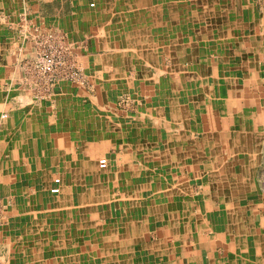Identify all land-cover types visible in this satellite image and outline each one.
<instances>
[{
	"label": "crops",
	"instance_id": "1",
	"mask_svg": "<svg viewBox=\"0 0 264 264\" xmlns=\"http://www.w3.org/2000/svg\"><path fill=\"white\" fill-rule=\"evenodd\" d=\"M69 1L66 13V0H0V72L16 56L18 33L9 22L25 17L76 45L92 86L0 89L8 115L0 133V201L9 204L0 227L2 260L158 264L151 261L158 254L163 264H210L207 253H222L228 238L242 236L227 226L219 230L225 241L216 229L200 241L202 230L192 222L197 198L179 181L181 171L191 177L251 171L252 146L264 143V101L243 86L253 65L230 52V42L244 35L235 32L231 3L97 0L90 9L84 0ZM80 42L86 45L77 48ZM242 92L245 101L237 98ZM120 94L134 105L127 119L110 113ZM99 156H106L107 170L98 167ZM55 178L60 192L51 194ZM169 220L188 229L174 235L164 226ZM242 247L231 246L225 264H264L254 255L246 259ZM257 248L264 251V243Z\"/></svg>",
	"mask_w": 264,
	"mask_h": 264
},
{
	"label": "rangeland",
	"instance_id": "2",
	"mask_svg": "<svg viewBox=\"0 0 264 264\" xmlns=\"http://www.w3.org/2000/svg\"><path fill=\"white\" fill-rule=\"evenodd\" d=\"M84 3L85 5L87 4L90 9H93L95 8L94 5H96L97 0H84ZM66 4L67 5L65 7V12L69 13L71 8L70 1L66 0ZM227 4H230L232 8L231 10L235 12V22H237L239 25V28H237L235 32H241V34L244 33V35L242 34L243 36H240L237 40H234L239 42H230V52L240 53L243 57L244 63L253 65L250 70V78L244 79L243 86H245V89H250V91H252L251 89H254L253 91H256L254 92V94L253 92H250V94L248 95L249 97L252 95L251 98L254 97L256 100L261 97L264 101V0H222L221 6H225ZM46 11L51 12V8H47ZM22 19L23 20H21L20 23H16L15 21L9 22L12 26L10 28L12 29V31L18 33L19 38L17 37L16 42L18 44L14 48L17 50L16 52L14 51L16 56L13 57V67L4 74L0 72V89H10L9 92L18 90L21 92L23 91L26 94L27 92L29 93L33 90L37 91L40 89H54V87L58 85L68 84L73 86L74 88H84L87 90H91L92 86L90 79L87 78V75L84 72L85 67H83L81 59L77 57L78 55L74 53L76 45L72 44L62 32H59L57 30H44L42 32L53 33L57 38H62L63 40L66 39V43L69 44L70 47H72L71 49L74 53V59L70 58L68 61H64L63 63L56 65L53 75H43L37 71L39 69V65L36 64L35 67V61L32 59V57H36V48L33 41H24L25 32L23 28V21H27V19L25 17H22ZM3 23H1L0 20V34L2 31L1 27ZM93 36L94 34L89 35L90 38ZM240 38H242V40H245L243 44H240ZM2 41L5 42V39H3ZM80 43L82 44L77 45V48L80 45H86V43ZM26 44L30 46V49L27 54H24V47L26 46ZM178 53V57L183 55L180 50L178 51ZM23 54L24 56H22ZM234 64L238 66L239 64H242V62L238 59V62H235ZM32 67L35 68L34 71ZM58 68H61L59 69L61 76H57ZM240 95L241 96H237V98L245 101L247 95L243 92L240 93ZM9 100L12 99L9 97ZM29 102H31V100ZM114 107L115 110H111L110 113L114 112V114L119 116L121 119H127V112L132 111L134 105L128 95L120 94L116 99ZM259 112L261 111L256 110V115L259 114ZM262 116L264 119V112L262 113ZM7 118L8 115L6 112V108L4 110L0 109V133L1 129L3 128L2 122ZM180 144L182 145L183 143ZM262 145L258 143L253 144L252 146V156L249 157V159L253 160V163L249 167V170L251 171L243 173L236 170L238 174H233L232 172L226 174L216 172L215 175H208L207 173H204L201 174L200 177L196 173L195 177H191V175L186 172L185 168H183L179 177V181L183 182L184 186L188 188L187 191L191 190V197L197 198V206L194 207V212L192 213V222L194 225H199V229L197 228V230L195 231L199 233L200 230H202L200 241L201 238L207 237L206 232L209 230L215 231L214 229H216L219 231L220 229L227 226L230 228L232 227L234 230H239L242 237L241 240L239 239L236 242L235 240H230L228 238L227 243H229V249H231V246L232 248H235V246L243 245L242 248H248L249 252L247 253L248 257L246 259L249 260L253 255L255 256V259L257 258V260L258 258H260L261 260L264 259V251L257 248L259 247L260 243H264V213L262 214V212L264 211V145L263 147ZM105 157L106 156L98 157L99 159L97 161V164L101 170H107L106 167L108 166V161ZM101 159H104L106 161V167H100L99 161ZM229 161H232V159H230ZM216 167H218L216 168V170L220 171V166ZM234 170L235 169H232V171ZM208 177H210V180H205ZM196 180L199 182H196ZM197 183L198 185H196ZM207 183L209 186L207 185ZM59 184V178H55L53 181V186L50 189L51 194H58L60 192ZM53 190L58 191L53 192ZM167 193L168 191H166V194ZM209 193L213 194V196H209ZM168 195H170V193ZM201 197L205 198V206L203 205L204 203L201 202ZM206 199L208 200L206 201ZM8 205L0 201V227L7 224L8 222V217L5 215ZM187 208L191 207L185 206V211ZM212 215L214 219L210 217ZM225 216L227 217V219L225 218ZM124 220L125 219H121L122 224L128 221ZM133 220H136V224H140V222H138L140 221V218L136 217V219ZM133 220H130V222L133 223ZM153 221L154 220L150 221L152 229L155 227V225H153ZM207 223H210L212 225H209ZM164 226L172 228L174 235L180 232L185 233V231L188 229L186 228V226L183 228H177L176 220H169L164 224ZM218 231H216L215 233H217L220 238L224 240L225 232ZM152 239L153 238H150V240H148L147 238V241L151 242ZM202 245V243L199 244V246L201 247ZM222 247L225 249L222 253L212 254V251H210V254L207 253V256L210 257V264H225L226 259L229 262L231 261V256L228 255L231 254L228 246L223 245ZM0 249L3 250L1 248V245ZM1 250L0 264H10L7 263L5 259L2 260L4 253ZM214 255L215 258L211 259V257ZM157 256L158 258L155 257V255L151 256L152 263L157 262L158 264H163L164 262L160 261V255L157 254ZM128 259H125L127 263L130 262L128 261ZM206 260L208 261V259ZM115 262H117V260H115Z\"/></svg>",
	"mask_w": 264,
	"mask_h": 264
},
{
	"label": "built area",
	"instance_id": "3",
	"mask_svg": "<svg viewBox=\"0 0 264 264\" xmlns=\"http://www.w3.org/2000/svg\"><path fill=\"white\" fill-rule=\"evenodd\" d=\"M23 20V19H22ZM24 25V41H33L35 45L36 57L32 59L38 64L39 73L54 74L55 66L68 61L70 58L74 59V53L72 52V47L66 43V39L57 38L53 33L42 32L38 26L34 24H29L27 21H23ZM29 31V32H28ZM33 71L35 70L32 67ZM58 68L57 76H61ZM62 78V77H60ZM100 167H105L106 161L101 159L99 161ZM57 190H54L56 192Z\"/></svg>",
	"mask_w": 264,
	"mask_h": 264
},
{
	"label": "bare ground",
	"instance_id": "4",
	"mask_svg": "<svg viewBox=\"0 0 264 264\" xmlns=\"http://www.w3.org/2000/svg\"><path fill=\"white\" fill-rule=\"evenodd\" d=\"M105 167H106V166H105ZM50 189H51V188H50ZM57 191H58V190H57ZM57 191H56V192H57ZM53 192H54V190H53ZM80 200H81V199H80ZM87 263H88V262H87ZM93 264H94V263H93Z\"/></svg>",
	"mask_w": 264,
	"mask_h": 264
}]
</instances>
